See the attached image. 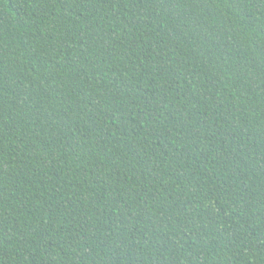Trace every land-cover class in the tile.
I'll list each match as a JSON object with an SVG mask.
<instances>
[{"label": "trees", "instance_id": "trees-1", "mask_svg": "<svg viewBox=\"0 0 264 264\" xmlns=\"http://www.w3.org/2000/svg\"><path fill=\"white\" fill-rule=\"evenodd\" d=\"M0 264H264V0H0Z\"/></svg>", "mask_w": 264, "mask_h": 264}]
</instances>
